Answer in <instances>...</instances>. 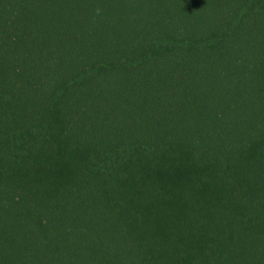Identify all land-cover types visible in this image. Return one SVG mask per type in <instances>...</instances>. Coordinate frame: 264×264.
Instances as JSON below:
<instances>
[{
	"label": "trees",
	"instance_id": "1",
	"mask_svg": "<svg viewBox=\"0 0 264 264\" xmlns=\"http://www.w3.org/2000/svg\"><path fill=\"white\" fill-rule=\"evenodd\" d=\"M0 264H264V0H0Z\"/></svg>",
	"mask_w": 264,
	"mask_h": 264
},
{
	"label": "clouds",
	"instance_id": "2",
	"mask_svg": "<svg viewBox=\"0 0 264 264\" xmlns=\"http://www.w3.org/2000/svg\"><path fill=\"white\" fill-rule=\"evenodd\" d=\"M96 12H97V15H99V13H100V9L97 8Z\"/></svg>",
	"mask_w": 264,
	"mask_h": 264
}]
</instances>
